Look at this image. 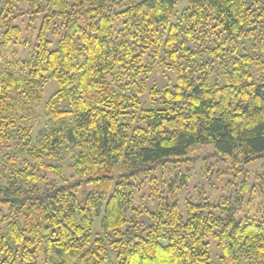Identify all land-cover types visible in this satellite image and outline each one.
Returning a JSON list of instances; mask_svg holds the SVG:
<instances>
[{"label": "trees", "instance_id": "1", "mask_svg": "<svg viewBox=\"0 0 264 264\" xmlns=\"http://www.w3.org/2000/svg\"><path fill=\"white\" fill-rule=\"evenodd\" d=\"M26 15L37 43L7 60ZM157 69L174 82L150 85ZM0 144V264H212L209 239L264 264V219L193 201L185 217L168 193L187 176L155 180L201 145L264 156V0H0Z\"/></svg>", "mask_w": 264, "mask_h": 264}, {"label": "rangeland", "instance_id": "2", "mask_svg": "<svg viewBox=\"0 0 264 264\" xmlns=\"http://www.w3.org/2000/svg\"><path fill=\"white\" fill-rule=\"evenodd\" d=\"M177 9L181 10L182 6L179 5ZM17 23L22 27L23 39H27L28 42L23 46H7L4 51L7 60L30 57V52L37 43L42 21L39 18L31 19L29 15H26V19H20ZM50 38L55 37L50 33ZM15 51H17L16 54ZM153 81L160 86L168 82L173 83L174 74L172 71L165 73L157 69L150 85ZM56 89V82L50 81L43 94L44 100L48 99ZM9 149L11 148L0 144V172L4 171L1 158L9 152ZM180 172L186 175L188 180L179 189V193L169 192L168 194L171 199L178 201L180 211L185 217L188 214V202L193 201L212 204L205 208L222 214L229 205H233L236 208L238 220L264 219V156L248 163L237 161L231 163L220 159L213 145H201L196 147L186 161L168 164L165 169L160 166L155 171V180L159 187L167 193L170 187L172 188L171 184L178 180L181 181V177L177 175ZM2 183L3 180L0 177V185ZM150 186L149 178H141L138 184L140 193L137 194V201L138 204L142 203V205L155 209L157 201L151 197ZM89 189V186H85L80 190L78 195L81 200L84 199ZM100 222L101 219L98 218L95 232L100 230ZM209 251L212 264H230L221 259L222 252L215 239H209Z\"/></svg>", "mask_w": 264, "mask_h": 264}]
</instances>
